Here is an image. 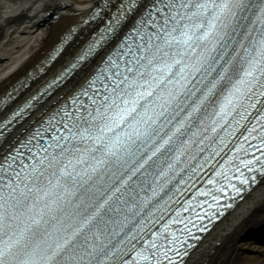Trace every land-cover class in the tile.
I'll return each mask as SVG.
<instances>
[{
    "label": "snow or ice",
    "instance_id": "6c2138e0",
    "mask_svg": "<svg viewBox=\"0 0 264 264\" xmlns=\"http://www.w3.org/2000/svg\"><path fill=\"white\" fill-rule=\"evenodd\" d=\"M94 60L91 94L82 88L87 101L62 109L59 134L31 163L2 168L0 264H130L120 253L131 234L113 243L129 214L170 182L195 137L262 103L264 0H120L70 67ZM163 232L133 246L136 261L173 264L168 252L182 241Z\"/></svg>",
    "mask_w": 264,
    "mask_h": 264
},
{
    "label": "bare ground",
    "instance_id": "6f19581e",
    "mask_svg": "<svg viewBox=\"0 0 264 264\" xmlns=\"http://www.w3.org/2000/svg\"><path fill=\"white\" fill-rule=\"evenodd\" d=\"M98 1L0 0V95L21 77L27 76L29 70L36 71V67H40L39 62L59 37L71 25L78 23ZM86 31H78L73 42L38 79L39 82H44L70 61L87 39ZM92 67L71 78L58 95L67 88L75 90L90 74ZM34 88L31 83L19 99L25 98ZM54 99L55 96L50 101ZM250 233H253V238L248 237ZM263 233L264 179L232 214L209 233L185 264H264V243L255 242V238L263 236Z\"/></svg>",
    "mask_w": 264,
    "mask_h": 264
}]
</instances>
